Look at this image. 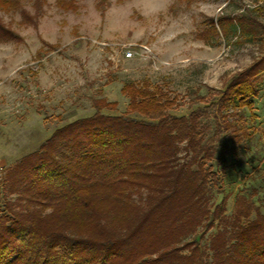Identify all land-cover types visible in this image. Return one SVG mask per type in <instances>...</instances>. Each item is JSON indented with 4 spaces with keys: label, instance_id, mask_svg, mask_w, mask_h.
Segmentation results:
<instances>
[{
    "label": "trees",
    "instance_id": "1",
    "mask_svg": "<svg viewBox=\"0 0 264 264\" xmlns=\"http://www.w3.org/2000/svg\"><path fill=\"white\" fill-rule=\"evenodd\" d=\"M234 21L218 20L225 35ZM262 73L264 56L217 101L196 96L205 106L187 116L170 115L176 99L148 82L122 86L125 115L92 100L91 116L0 173V264H264V187L240 192L226 215L211 164L249 139L228 118L253 110Z\"/></svg>",
    "mask_w": 264,
    "mask_h": 264
},
{
    "label": "rangeland",
    "instance_id": "2",
    "mask_svg": "<svg viewBox=\"0 0 264 264\" xmlns=\"http://www.w3.org/2000/svg\"><path fill=\"white\" fill-rule=\"evenodd\" d=\"M220 18L236 20L225 24L226 35ZM0 27V173L56 129L91 116L94 99L117 103L104 114L125 115L126 83L160 86L179 105L169 114L187 116L205 106L192 102L196 96L217 101L264 56V0H0ZM260 77L253 110L228 118L249 139L226 164L211 163L222 177L215 199L225 200L226 215L240 192L264 187ZM206 137L213 139V128Z\"/></svg>",
    "mask_w": 264,
    "mask_h": 264
},
{
    "label": "built area",
    "instance_id": "3",
    "mask_svg": "<svg viewBox=\"0 0 264 264\" xmlns=\"http://www.w3.org/2000/svg\"><path fill=\"white\" fill-rule=\"evenodd\" d=\"M126 55H127V57H130V56H131V54H130V52H129V51L127 52V54H126Z\"/></svg>",
    "mask_w": 264,
    "mask_h": 264
}]
</instances>
